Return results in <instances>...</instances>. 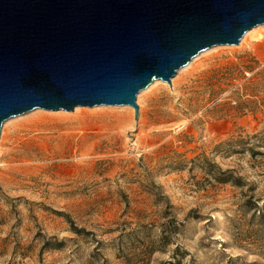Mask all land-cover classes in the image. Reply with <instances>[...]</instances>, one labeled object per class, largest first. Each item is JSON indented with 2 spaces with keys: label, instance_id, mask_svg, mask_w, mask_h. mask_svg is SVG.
<instances>
[{
  "label": "rangeland",
  "instance_id": "1",
  "mask_svg": "<svg viewBox=\"0 0 264 264\" xmlns=\"http://www.w3.org/2000/svg\"><path fill=\"white\" fill-rule=\"evenodd\" d=\"M247 32L139 91L137 118L5 120L0 264H264V23Z\"/></svg>",
  "mask_w": 264,
  "mask_h": 264
},
{
  "label": "water",
  "instance_id": "2",
  "mask_svg": "<svg viewBox=\"0 0 264 264\" xmlns=\"http://www.w3.org/2000/svg\"><path fill=\"white\" fill-rule=\"evenodd\" d=\"M263 23L264 0H0V127L36 108L137 118L139 91Z\"/></svg>",
  "mask_w": 264,
  "mask_h": 264
},
{
  "label": "bare ground",
  "instance_id": "3",
  "mask_svg": "<svg viewBox=\"0 0 264 264\" xmlns=\"http://www.w3.org/2000/svg\"><path fill=\"white\" fill-rule=\"evenodd\" d=\"M247 33H248V32H245V33H244L242 39H244V37L247 35ZM258 36H259V37H262V34H259ZM188 65H190L189 62L186 64V66H188ZM186 66H185V67H186ZM183 68H184V66H183ZM154 81H155V80H154ZM154 83H155V82H154ZM154 83H152V84H154ZM148 87H149V86H148ZM148 87H147V88H148ZM147 88H146V89H147ZM101 106H102V105H101ZM105 106H106V105H105ZM115 107L122 108V109H124V110H126L127 108H129V106H127V105H119V106H115ZM76 109H77V108H75V110H76ZM122 109H121V110H122Z\"/></svg>",
  "mask_w": 264,
  "mask_h": 264
},
{
  "label": "trees",
  "instance_id": "4",
  "mask_svg": "<svg viewBox=\"0 0 264 264\" xmlns=\"http://www.w3.org/2000/svg\"><path fill=\"white\" fill-rule=\"evenodd\" d=\"M210 167H211V169L215 170V166L213 164H210Z\"/></svg>",
  "mask_w": 264,
  "mask_h": 264
}]
</instances>
